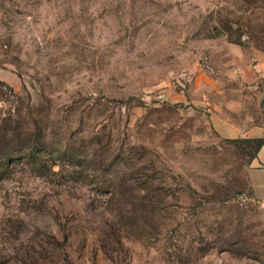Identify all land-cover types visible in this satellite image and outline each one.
Listing matches in <instances>:
<instances>
[{"label": "rangeland", "instance_id": "rangeland-1", "mask_svg": "<svg viewBox=\"0 0 264 264\" xmlns=\"http://www.w3.org/2000/svg\"><path fill=\"white\" fill-rule=\"evenodd\" d=\"M255 51L264 0H0V264H264Z\"/></svg>", "mask_w": 264, "mask_h": 264}, {"label": "crops", "instance_id": "crops-1", "mask_svg": "<svg viewBox=\"0 0 264 264\" xmlns=\"http://www.w3.org/2000/svg\"><path fill=\"white\" fill-rule=\"evenodd\" d=\"M242 76L245 80L253 83L260 76H264V52H254L253 61L251 65L244 67ZM261 81H264V78ZM221 124L222 132L229 138L264 137V120L249 126ZM247 178L254 197L264 201V142L257 150L256 155L248 162Z\"/></svg>", "mask_w": 264, "mask_h": 264}, {"label": "trees", "instance_id": "trees-1", "mask_svg": "<svg viewBox=\"0 0 264 264\" xmlns=\"http://www.w3.org/2000/svg\"><path fill=\"white\" fill-rule=\"evenodd\" d=\"M228 142L232 143L236 147H242L246 151L248 155V160L250 161L255 155L257 150L260 148V146L264 142V137L259 138H227ZM253 192L252 190L249 191L248 196H252Z\"/></svg>", "mask_w": 264, "mask_h": 264}]
</instances>
